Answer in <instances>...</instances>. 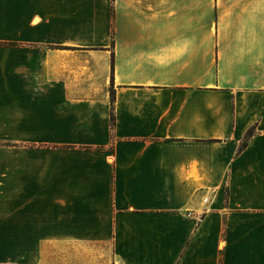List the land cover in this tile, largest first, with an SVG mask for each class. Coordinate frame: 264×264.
Here are the masks:
<instances>
[{
	"label": "crops",
	"instance_id": "1",
	"mask_svg": "<svg viewBox=\"0 0 264 264\" xmlns=\"http://www.w3.org/2000/svg\"><path fill=\"white\" fill-rule=\"evenodd\" d=\"M0 264H264V0H0Z\"/></svg>",
	"mask_w": 264,
	"mask_h": 264
},
{
	"label": "trees",
	"instance_id": "2",
	"mask_svg": "<svg viewBox=\"0 0 264 264\" xmlns=\"http://www.w3.org/2000/svg\"><path fill=\"white\" fill-rule=\"evenodd\" d=\"M112 122L114 123V114L112 113ZM246 144V141H243V145Z\"/></svg>",
	"mask_w": 264,
	"mask_h": 264
}]
</instances>
